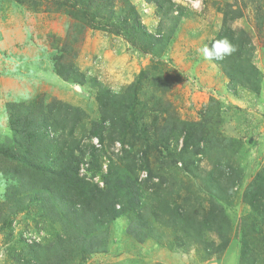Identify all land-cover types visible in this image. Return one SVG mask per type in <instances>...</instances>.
<instances>
[{
  "label": "rangeland",
  "instance_id": "rangeland-1",
  "mask_svg": "<svg viewBox=\"0 0 264 264\" xmlns=\"http://www.w3.org/2000/svg\"><path fill=\"white\" fill-rule=\"evenodd\" d=\"M170 1L171 7L161 0L159 9L129 0L141 23L161 40L144 53L109 22L88 24L72 0H0V264H27L22 247L54 238L61 229L57 222L46 221L50 228L37 223L38 204H20L21 190L6 176L10 170L13 178L17 174L8 152L24 154L23 127L32 129L43 118L72 127L73 138L99 148L97 137H88L103 115L96 100L99 84L122 94L117 120L131 123L125 134L105 121L102 173L118 156L121 163H135L140 181L149 175L147 168L182 215L172 212L151 227H140L132 215L117 217L104 229L103 247L81 264L242 263L240 223L250 212L244 195L250 184H264V0ZM120 6L116 2L118 14ZM217 38L235 46L232 56L243 45L241 75L235 69L239 60L223 68L198 52ZM225 68L236 81L234 89ZM249 68L257 72L252 85L241 83ZM81 76L84 84L76 82ZM187 133L191 138L185 142ZM88 166L85 158L79 165L87 180ZM231 167L228 192L204 186L200 177ZM92 181L103 185L99 175ZM212 214L218 231L209 224ZM225 238L226 247L218 249ZM78 262L73 257L70 263Z\"/></svg>",
  "mask_w": 264,
  "mask_h": 264
},
{
  "label": "trees",
  "instance_id": "trees-1",
  "mask_svg": "<svg viewBox=\"0 0 264 264\" xmlns=\"http://www.w3.org/2000/svg\"><path fill=\"white\" fill-rule=\"evenodd\" d=\"M55 1L61 2V0ZM145 1L161 8V0ZM168 1L170 7L174 5L173 2ZM64 2L61 4L63 5ZM72 2L75 11L80 16L83 15L88 20V24L96 27L101 26V22H109L115 32L125 33L129 38L131 37L133 40L131 42L144 50V53L152 51L153 47L161 42L159 37L149 32L141 23L129 0H72ZM116 2L121 5L120 14L114 11ZM244 52L242 45L235 55L215 62L223 65V68L228 62L232 68V58L237 59L240 63H236L235 69L241 75L244 72L241 64L246 60L243 56ZM248 72L250 68L246 70L245 80L241 83L252 85L257 72L255 68L250 74ZM225 73L230 79L229 89L230 87L234 89L236 81L233 79V74H230L226 68ZM234 73H236L235 70ZM76 82L84 84L83 76ZM93 83L99 84L97 81ZM96 100H98L103 115L100 123L89 131L88 137H97L101 143L99 148L85 142L82 137L73 138L72 127L64 126L68 133L63 126L51 122L48 118H43L33 125L32 129L23 127L22 132L26 137L24 154L13 153L12 150L8 152L7 157L12 158L16 164L14 168L17 174L16 178H13L12 174L15 171L10 170L11 172H7L6 176L7 179L10 176L11 181L15 180L16 186L21 190V197L18 196L20 204L23 201L38 204L37 223L47 228L51 225H48L46 221L57 222L61 228L54 238L22 247L21 252L27 255L25 258L27 264H71L73 257H79L78 264H81L83 258L99 250L101 245L103 247L104 229L122 215H132L133 221H138L140 227H151L153 220L168 219L172 216V212L179 216L182 215L178 206H171L172 203L174 204L171 194H166V191L161 190L158 182L152 181L151 177L154 175L146 168L149 165H142L149 175L141 181L136 175L135 163L125 160L121 163L122 159L119 156L116 160L112 158L107 171L102 173L100 161L107 154V145L104 143L106 135L103 129L105 121L108 120L113 128L118 127L125 134L131 123L126 124L117 120L119 117L117 112L123 100L122 94L99 84L96 89ZM57 130L61 132L59 137L50 136L52 131ZM111 135L108 133L107 136L111 137ZM190 138L191 135L187 133L184 138L185 142ZM55 139L60 141L55 143ZM84 158L89 162L87 168L89 180L79 175V165ZM125 159H127L126 156ZM212 172L200 177L204 186L215 189L216 192L217 189H221L222 193L224 189L228 192L229 185L226 184L230 183L232 177L230 173L234 172L232 167L228 172L224 171L220 175ZM95 175L102 178V186L92 181ZM148 191L150 192L149 197L147 196ZM243 202L249 206L250 212L241 218L240 223L241 264H264V184L260 187L250 184ZM251 217L253 222L250 220ZM216 219L217 216L213 215L209 224L211 228H216L218 231L221 226H217ZM258 219L260 222H256ZM184 234L189 235L187 231H184ZM195 238L197 241L201 240L198 235ZM227 243L228 240L225 238L220 242L218 249H223Z\"/></svg>",
  "mask_w": 264,
  "mask_h": 264
},
{
  "label": "clouds",
  "instance_id": "clouds-1",
  "mask_svg": "<svg viewBox=\"0 0 264 264\" xmlns=\"http://www.w3.org/2000/svg\"><path fill=\"white\" fill-rule=\"evenodd\" d=\"M236 51L235 46L227 39H214L211 45H204L198 49L203 59L208 61H223Z\"/></svg>",
  "mask_w": 264,
  "mask_h": 264
}]
</instances>
